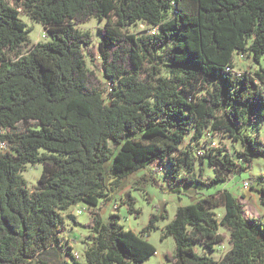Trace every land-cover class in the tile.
Segmentation results:
<instances>
[{
	"label": "trees",
	"instance_id": "16d2710c",
	"mask_svg": "<svg viewBox=\"0 0 264 264\" xmlns=\"http://www.w3.org/2000/svg\"><path fill=\"white\" fill-rule=\"evenodd\" d=\"M22 12L49 39L27 53L32 29ZM92 19L107 20L98 46L76 28ZM137 22L155 34L126 32ZM236 53L257 64L264 58V0H0V142L7 148L0 153V264H143L157 253L149 237L169 220L165 208L140 234L126 230L119 214L107 222L94 214L84 262L66 248L61 212L110 202L133 174L160 162L171 194L207 184L194 149H180L189 135L194 142L221 135L244 148L240 162L228 148L205 152L213 186L264 158V68L238 75ZM86 56L113 84L109 104ZM27 165H43L33 191L22 177ZM134 203L129 195L128 212L138 218ZM221 207L219 220L213 209ZM221 227L231 249L219 261L199 254L197 245L213 251L225 243ZM169 237L176 245L168 264H264V221L246 218L228 190L180 206L163 231L162 240Z\"/></svg>",
	"mask_w": 264,
	"mask_h": 264
},
{
	"label": "rangeland",
	"instance_id": "374dc122",
	"mask_svg": "<svg viewBox=\"0 0 264 264\" xmlns=\"http://www.w3.org/2000/svg\"><path fill=\"white\" fill-rule=\"evenodd\" d=\"M172 16V14H171ZM22 20L25 21L29 28L32 29L29 40L26 45L22 47V51L27 53L34 45L40 42H47V32L44 27L30 18L27 14L22 12ZM115 24V21H112ZM107 25V20L102 22L92 19L89 23L79 25L76 28L81 32H88L94 39V45L98 46L101 42L100 29H103ZM151 27L143 22H137L129 26L126 32L134 34L137 37L146 36L152 34ZM88 67L90 70L96 71L105 89L106 103H110L111 90L113 84L104 77L102 71H100L91 61L89 56H86ZM99 64L102 62L99 59ZM264 68V58L260 64H257L252 57H248L242 54H235V73L238 75H254ZM163 77H169L168 72L162 70ZM34 124L31 123L29 127ZM27 125L20 124L19 127L24 130ZM259 131L264 138V123H260ZM255 130L251 129L250 134H254ZM194 149V155L197 162V173L200 179L207 183L205 185L198 186L191 190L183 189V194H171L167 189L168 181H170L169 170L164 163H155L146 170H141L133 174L124 183L123 190L118 193L114 199L110 202L101 203L98 208H92L84 203L76 205L66 212H61L63 219L62 234L61 237L64 240L66 248L70 251H74L81 256V261L84 262L85 249L89 243L90 231L86 228L94 214H101L105 222L109 220L111 214H119L121 216V224L126 230H132L137 234H140L141 230L149 223L152 214L161 212L164 208L167 210L169 220H161L157 224V230L153 231L149 237V241L157 248V253L149 258L143 264H168L166 262V254L175 250V240L173 237H169L162 240V235L165 227L174 218L177 209L180 206H186L195 203L201 198L208 195L219 193L224 190L232 192L239 202L241 203L244 215L246 218H260L264 221V207L261 204V188H264V158H255L253 167L243 173L237 174L232 177L227 183H220L216 186L211 184V180L214 177L212 166L205 158V152L212 149L228 148L231 153L234 154V158L237 162L241 159L236 153L243 151L241 143H234L231 139L221 136L208 134L204 139L199 142H194L191 135L187 136L180 149L187 151L188 148ZM0 150L1 152H6ZM41 153H47L41 151ZM112 160L109 161L110 166ZM43 172V165L32 166L27 165L22 172V177L27 183V187L33 191L38 183ZM129 195L135 199L133 207L140 211L138 218L134 214L128 212L127 202L129 201ZM117 205L118 208H115ZM82 211V213H80ZM216 217L221 220L225 214L224 207L213 209ZM60 227V226H59ZM220 233L225 234L227 239L222 246H216L213 251L206 250L200 246H196V250L201 255H207L214 260L219 261L225 254L231 249L230 233L224 227L219 230Z\"/></svg>",
	"mask_w": 264,
	"mask_h": 264
},
{
	"label": "built area",
	"instance_id": "2783aa9c",
	"mask_svg": "<svg viewBox=\"0 0 264 264\" xmlns=\"http://www.w3.org/2000/svg\"><path fill=\"white\" fill-rule=\"evenodd\" d=\"M155 32H156V29H153L152 30V33L155 34ZM1 149L2 150H5L6 149V144L3 143V142H0V150ZM115 208H118L117 205L115 206ZM80 213H82V211H80ZM73 255L76 258V260H80L81 259V256L78 253H75L74 251H73Z\"/></svg>",
	"mask_w": 264,
	"mask_h": 264
}]
</instances>
